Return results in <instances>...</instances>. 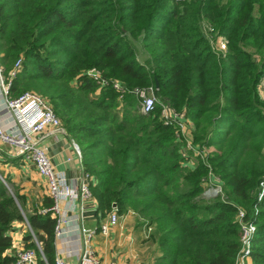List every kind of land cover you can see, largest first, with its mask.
<instances>
[{
  "label": "trees",
  "instance_id": "obj_1",
  "mask_svg": "<svg viewBox=\"0 0 264 264\" xmlns=\"http://www.w3.org/2000/svg\"><path fill=\"white\" fill-rule=\"evenodd\" d=\"M215 35L225 52L211 49ZM19 59L10 97L34 91L48 102L93 179L98 211L133 213L156 244L152 264H237L239 212L255 226L248 264H264V205L255 212L264 180V0H0L6 78ZM92 69L125 92L100 88L85 75ZM149 88L158 103L141 114L131 92ZM164 106L176 117L164 118ZM180 116L204 157L187 150ZM210 171L224 200L203 197ZM50 206L46 197L27 212L0 182V264L15 262L10 229L23 214L44 256L37 251L36 263L55 264L56 220L42 212ZM31 241L28 232L25 246Z\"/></svg>",
  "mask_w": 264,
  "mask_h": 264
},
{
  "label": "built area",
  "instance_id": "obj_2",
  "mask_svg": "<svg viewBox=\"0 0 264 264\" xmlns=\"http://www.w3.org/2000/svg\"><path fill=\"white\" fill-rule=\"evenodd\" d=\"M209 44L211 49L217 54L225 52L227 48L224 39L219 36L217 37L216 35L210 38ZM20 69L21 59L16 61L9 77L3 79V71L0 65V96L2 97L0 112L6 113L10 123L8 124V127H6L0 121V147L9 148L13 156L30 163L36 172L45 180L46 195L51 201V206L42 212H50L56 220L54 228L55 242L68 238L69 243L78 246V249H74V251H77L78 253V258L75 262H68L56 256L55 264H100V260L91 246V243L97 234L96 230L86 231L82 226H78L75 229V236H77V238H72L74 233L72 231L68 233L64 232L62 228L63 224L65 225L69 223L64 219L63 212L76 208L79 210L80 214H82L86 208L85 203L92 200L93 196L90 191V183H92L93 179L84 171L81 165V154L76 144H74V148L77 160L81 166L80 168L82 169V174L77 181L78 183L70 185L67 182L65 175L54 168L47 149L40 144L41 136L48 129H61V122L53 113L48 102L35 93L24 92L17 97H10L9 89L12 79ZM85 75L94 80L100 88L111 87L117 93L125 92L120 82L116 80L108 81L95 69L88 70L85 72ZM260 91L261 95L264 96V80L261 82ZM131 93L137 99L138 111L141 114H150L154 111L158 101L152 88L134 89ZM162 115L164 118L176 117L167 106L163 107ZM177 124L180 128V132L185 137L186 131L188 132L187 122L184 121L182 116H180ZM187 150L194 152L195 155H201V158L204 157L203 154H206V150L203 149L200 152L192 145H189ZM189 161L190 166H193L196 162L193 158ZM0 182H2L7 188V184L3 180L0 179ZM203 197L206 199L217 197H220L222 200L225 199L222 185L211 171L208 174L207 182L204 186ZM62 204L65 205V208H63ZM263 205L264 180L259 184L255 212H258ZM243 218L244 213L239 212L238 221L241 228V250L237 259V264H248L252 239L255 233V226L251 222H244ZM23 220L32 239L36 241L24 215ZM118 220L119 215L117 212L115 210L111 211L106 222L101 224L98 228V232L102 235H107L110 227L118 224ZM78 240H81L82 244H79ZM37 245L39 246L41 257L44 259L40 244L37 243ZM14 257V264H37L35 250L28 247L17 249L14 252Z\"/></svg>",
  "mask_w": 264,
  "mask_h": 264
},
{
  "label": "crops",
  "instance_id": "obj_3",
  "mask_svg": "<svg viewBox=\"0 0 264 264\" xmlns=\"http://www.w3.org/2000/svg\"><path fill=\"white\" fill-rule=\"evenodd\" d=\"M1 102L2 97L0 96V104ZM0 121L6 127L10 124L8 116L4 112H0ZM188 126L190 127V124ZM40 144L47 149L54 168L65 175L67 182L70 185L78 183L82 169L77 160L74 141L66 136L62 129H48L41 136ZM0 179L18 191L19 195L23 197L27 212L42 208L43 201L47 197L45 180L30 163L13 156L11 150L7 147H0ZM62 205L65 208V205ZM85 206L86 208L82 214L76 208L63 212L64 219L69 222L62 225L64 232L72 231L74 233L72 238H77L75 229L78 226H82L86 231L96 230L97 234L91 246L99 258L100 264H134L135 258H133L130 248L140 239L138 235L140 231L143 233L142 229H144L136 225L135 216L131 214L120 216L119 223L110 227L107 235H102L98 232V228L106 222L109 214L103 216L98 211L94 196L91 201L85 203ZM11 230L12 248L7 252L8 254L25 247L24 237L28 228L24 222H14ZM78 243L82 244V241L78 240ZM74 249H78V246L69 243L68 238L55 242V256L65 261L75 262L77 260L78 253Z\"/></svg>",
  "mask_w": 264,
  "mask_h": 264
},
{
  "label": "rangeland",
  "instance_id": "obj_4",
  "mask_svg": "<svg viewBox=\"0 0 264 264\" xmlns=\"http://www.w3.org/2000/svg\"><path fill=\"white\" fill-rule=\"evenodd\" d=\"M136 46L138 49V60L141 63H144V61L147 58V55L145 53H143L139 43H137ZM1 68L3 70L2 66H1ZM3 79H7L5 77V75H3ZM26 92L35 93V94L39 95L38 93H36L34 91H26ZM191 130L192 129L190 127H188V132L186 131V135L184 138V141H185V144L187 147L189 145H191V135H190ZM7 190L9 193L13 192V188L9 185H7ZM129 214L134 215L133 213H129ZM119 220H121L120 216H119ZM119 220H118V223H119ZM143 228H144V229H142L143 233H141V231H140V233L138 235L140 239L138 241H136L135 244H133V246L130 248V251L132 252L133 258H135L134 264H137V262H138V264H152V261L154 259V252H155L156 244L154 243L153 238L151 237L150 231L146 227H143ZM134 231L136 232V230H134ZM11 232H12V230L10 229V233ZM28 232H29V230H27V233ZM136 238H137V236H136ZM35 239H36V237H35ZM32 243H33V247H31ZM37 243H38L37 239H36V241L34 239H32L31 243L29 242V244L27 246H28V248L31 247V249L35 250V252L37 253V251H39V246L37 245Z\"/></svg>",
  "mask_w": 264,
  "mask_h": 264
},
{
  "label": "water",
  "instance_id": "obj_5",
  "mask_svg": "<svg viewBox=\"0 0 264 264\" xmlns=\"http://www.w3.org/2000/svg\"><path fill=\"white\" fill-rule=\"evenodd\" d=\"M156 85H157V84H156ZM115 206H116V205H115V204H113V206H112V207H113V208H115Z\"/></svg>",
  "mask_w": 264,
  "mask_h": 264
}]
</instances>
